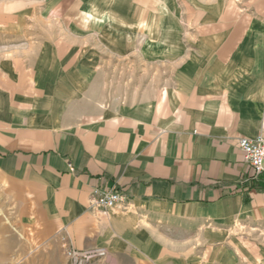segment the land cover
Segmentation results:
<instances>
[{
  "label": "crops",
  "instance_id": "crops-1",
  "mask_svg": "<svg viewBox=\"0 0 264 264\" xmlns=\"http://www.w3.org/2000/svg\"><path fill=\"white\" fill-rule=\"evenodd\" d=\"M17 3L14 26L41 47L24 68L35 88L87 76L79 52H61L65 31L84 23L112 30L125 49L112 61L140 63L158 82L141 87L155 97L71 122L31 106L8 112L0 97V192L18 231L37 247L63 241L117 259L161 225H204L215 263L264 264V172L252 175L238 143L264 139V0ZM10 67L1 70L20 78ZM17 86L0 94L28 88ZM97 186L125 201L92 208Z\"/></svg>",
  "mask_w": 264,
  "mask_h": 264
},
{
  "label": "rangeland",
  "instance_id": "rangeland-1",
  "mask_svg": "<svg viewBox=\"0 0 264 264\" xmlns=\"http://www.w3.org/2000/svg\"><path fill=\"white\" fill-rule=\"evenodd\" d=\"M14 2L0 0V85H20L21 90L25 86L28 88L24 89V93L0 94L3 107L8 112L17 107L27 109L31 106L42 113L57 114L71 122L84 120L98 110L99 115H105L110 109L131 107L141 98L156 96L155 92L141 93V87L145 89L158 82H155L156 78L141 76L140 63L112 61L113 53L121 57L125 50L120 45L112 46V30L102 25L91 27L87 23H84L83 29H67L65 35L69 44L61 47V52H69L71 57L79 52L80 58L74 64L87 76H72L68 79L69 85H64V82L52 83L48 78V86L35 88L31 83L33 81L30 82L24 75L28 72L24 68L38 64L36 54L41 47L34 44L32 31L14 26V15L7 12L20 6ZM80 36L84 37L83 44L80 43ZM10 65L20 78L7 77L1 70ZM63 80L58 79L60 82ZM25 120V114L20 113V121ZM205 230L204 225L185 224L174 228L164 224L150 231L140 246L128 245L117 259H102L99 256L85 258L74 254L63 241L53 242L49 244L50 247L34 245L16 228L10 207L0 192V249L4 246L6 249L0 255V264H217L209 252Z\"/></svg>",
  "mask_w": 264,
  "mask_h": 264
},
{
  "label": "built area",
  "instance_id": "built-area-1",
  "mask_svg": "<svg viewBox=\"0 0 264 264\" xmlns=\"http://www.w3.org/2000/svg\"><path fill=\"white\" fill-rule=\"evenodd\" d=\"M239 146L244 152V161L249 166L253 176L264 172V139L262 137L250 138L242 136L239 138ZM125 201V195L120 188L113 186L109 189L97 186L92 189L90 195V206L101 211L116 208Z\"/></svg>",
  "mask_w": 264,
  "mask_h": 264
},
{
  "label": "bare ground",
  "instance_id": "bare-ground-1",
  "mask_svg": "<svg viewBox=\"0 0 264 264\" xmlns=\"http://www.w3.org/2000/svg\"><path fill=\"white\" fill-rule=\"evenodd\" d=\"M5 246L0 249V255H2L5 252Z\"/></svg>",
  "mask_w": 264,
  "mask_h": 264
}]
</instances>
